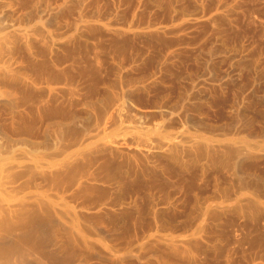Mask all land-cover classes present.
I'll return each mask as SVG.
<instances>
[{"label":"rangeland","instance_id":"374dc122","mask_svg":"<svg viewBox=\"0 0 264 264\" xmlns=\"http://www.w3.org/2000/svg\"><path fill=\"white\" fill-rule=\"evenodd\" d=\"M0 264H264V0H0Z\"/></svg>","mask_w":264,"mask_h":264}]
</instances>
